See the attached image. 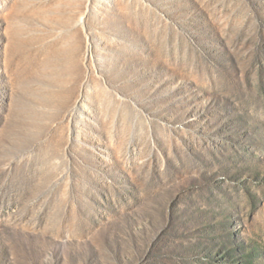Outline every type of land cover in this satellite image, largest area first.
Wrapping results in <instances>:
<instances>
[{
  "label": "rangeland",
  "instance_id": "rangeland-1",
  "mask_svg": "<svg viewBox=\"0 0 264 264\" xmlns=\"http://www.w3.org/2000/svg\"><path fill=\"white\" fill-rule=\"evenodd\" d=\"M0 264H264V0H0Z\"/></svg>",
  "mask_w": 264,
  "mask_h": 264
}]
</instances>
